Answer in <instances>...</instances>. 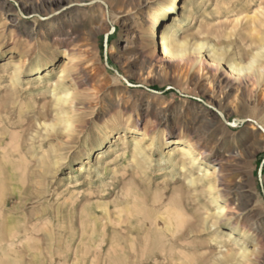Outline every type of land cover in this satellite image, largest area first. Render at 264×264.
Listing matches in <instances>:
<instances>
[{
	"label": "rangeland",
	"instance_id": "374dc122",
	"mask_svg": "<svg viewBox=\"0 0 264 264\" xmlns=\"http://www.w3.org/2000/svg\"><path fill=\"white\" fill-rule=\"evenodd\" d=\"M185 1L0 0V264H264V86L248 101L224 77L264 46V0L180 10L179 35L217 48L218 70L157 59ZM62 66L81 99L65 115L51 95ZM130 125L150 131L136 159ZM167 137L219 162L231 219L212 225L216 191L186 184Z\"/></svg>",
	"mask_w": 264,
	"mask_h": 264
},
{
	"label": "bare ground",
	"instance_id": "6f19581e",
	"mask_svg": "<svg viewBox=\"0 0 264 264\" xmlns=\"http://www.w3.org/2000/svg\"><path fill=\"white\" fill-rule=\"evenodd\" d=\"M187 2L188 0L182 3V5L176 4L170 14L171 16L170 17L168 15L165 16L164 20H166L167 16L170 19H168V21H166L162 25L160 32H159L158 47L155 48L157 59L158 61H162V62L171 61V60H181V61L183 60L184 64L187 66L193 65L196 62H199L200 66L203 69L206 67L211 70H218L222 64V59H220L219 57L217 48L215 47L209 48L208 49L209 54L205 55V52H204V50L206 49L205 42L201 41V42L195 43L194 45H191L189 43L188 35H179V31L182 26V23L188 18V15L186 14V12L184 11L180 14V10H183V9L186 10L188 8V5L190 3L187 4ZM262 38L263 37H259L257 41L255 40V43H257L258 41L259 42L262 41ZM2 49H3V44L0 43V50ZM64 50H65L64 53L68 57V60L74 61L70 51H68V49H64ZM263 51H264V46H261L256 51V56L248 60L246 64L235 62L234 60H231L229 64H227L229 65L228 66L229 69L227 71V74L224 75L225 79L227 78L228 80L236 84L238 89L241 88L242 98L248 101L252 99L253 97H255V91L253 87L258 88L260 86H264V63L260 62V57L263 56L262 55ZM22 62H23V66L30 67L31 66L30 56L29 55L25 56ZM32 69L35 70V73H41V74L44 73L45 71L41 67H38V66L32 67ZM68 70L69 69H67L66 66L61 67L56 77L57 82L55 83L52 89V94H51L53 96L54 107L57 109V111H59L60 113L64 115L67 114L68 108L74 107L76 110L81 100L79 93L77 91L76 92L73 91L66 83V78L68 77ZM45 73L46 75L48 74L47 70ZM73 73L74 71L72 72V74ZM263 108L264 107H262L261 109ZM64 119L65 121H68L67 117H65ZM128 129L133 130V132H138L141 137L140 140L138 139V141H136L134 145V151H133L134 158L133 159H136L139 156H142L145 154V147L142 144V141L146 138H150L149 137L150 131L147 128L140 130L135 125H130ZM109 134H106V136L109 137L110 136ZM166 141L174 144V147H173L174 150H172V152L170 153V160L173 161L174 165L179 166L180 169L184 170V173L187 176L186 184L193 187L195 190H197L198 188H201L202 190L206 192H213L215 190L216 192H214L215 194L211 195V198L213 199L214 203H218V198H220L219 194L221 191V189H218V188L223 183L222 182L223 177L221 175V168L218 167L219 162H217L216 160L207 159V157L204 156L203 151L197 148L196 142L190 137L188 138L167 137ZM155 143H156V139L153 138L151 145H153L154 148H155ZM147 148H149V146ZM101 155L102 154L99 153V157H102ZM197 167H199L200 170H198L199 174L195 176L194 173ZM223 200H224V203L222 202L218 203L217 209L213 213L214 221L212 225L214 227H217L219 223L224 222L225 219H231V216H232V213L230 212L231 203L229 202V199L223 198ZM172 223L174 222L172 221ZM237 233H239V231L235 228H233L232 231L228 232L226 235L228 238V241H233L236 239L239 241L237 242L238 245L244 244V241H242L241 237L237 239V236H236ZM242 254L245 256L246 255L252 256L254 254V251L247 249V247H244Z\"/></svg>",
	"mask_w": 264,
	"mask_h": 264
},
{
	"label": "water",
	"instance_id": "95a60500",
	"mask_svg": "<svg viewBox=\"0 0 264 264\" xmlns=\"http://www.w3.org/2000/svg\"><path fill=\"white\" fill-rule=\"evenodd\" d=\"M101 3H103V4H105L103 1H100ZM107 35H106V40H105V48H106V46H107ZM127 81V80H126ZM127 83L129 84V82L127 81ZM221 114V116L223 117V119L228 123V124H233V122L232 123H230V122H228L227 120H226V118H225V116L222 114V113H220ZM263 162H264V160H263ZM263 164V163H262Z\"/></svg>",
	"mask_w": 264,
	"mask_h": 264
}]
</instances>
